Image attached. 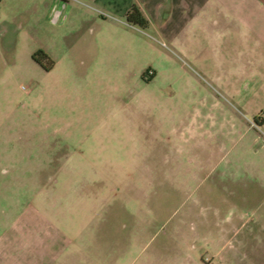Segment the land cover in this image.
<instances>
[{"label": "rangeland", "instance_id": "rangeland-1", "mask_svg": "<svg viewBox=\"0 0 264 264\" xmlns=\"http://www.w3.org/2000/svg\"><path fill=\"white\" fill-rule=\"evenodd\" d=\"M10 1L0 235L51 226L32 232L48 245L44 264H264V65L246 76L220 45L180 51L77 0L54 3V22L25 23L29 3ZM122 26L130 35L110 38ZM40 42L61 59L49 74ZM85 49L96 50L95 80L76 64Z\"/></svg>", "mask_w": 264, "mask_h": 264}, {"label": "crops", "instance_id": "crops-1", "mask_svg": "<svg viewBox=\"0 0 264 264\" xmlns=\"http://www.w3.org/2000/svg\"><path fill=\"white\" fill-rule=\"evenodd\" d=\"M11 0L12 3H29L31 15L22 21L27 23L28 19L31 23L42 26L50 21L54 22L55 18L51 16V7L56 2H60L62 6L71 0ZM75 1V0H73ZM80 4H87L93 7L97 12V20L106 22L105 17L101 14H107L114 18H122L131 4H136L143 16L146 18L147 29L164 38L169 42H173L174 46L180 51L188 48L200 47L204 51L214 50L216 46L222 47L225 52V63L237 65V72H245L244 75L252 74L264 65V0H77ZM4 0H0V24L5 20L6 15L1 10ZM75 6V5H74ZM77 8V5L75 6ZM79 9V8H77ZM68 11V10H67ZM80 11V10H79ZM79 11L77 13H79ZM47 13V14H43ZM77 18V17H76ZM11 19L15 20L14 16ZM78 19V18H77ZM96 19V18H94ZM79 20V19H78ZM82 20V18H81ZM64 19L59 22L63 23ZM75 21V20H73ZM70 22V21H69ZM108 23V22H107ZM122 30L109 32L110 38H127L132 32L122 26ZM34 30V27H31ZM131 31V32H130ZM51 38V37H50ZM201 39V40H199ZM38 52L44 57L42 63H49L47 69L43 68L44 73L49 74L61 63L58 57H55L57 50L54 47L38 44ZM68 50V49H67ZM66 50V52H67ZM85 57H80L77 66L88 71V79L95 80L98 64L94 62L92 56L96 54V50L85 49ZM45 63V64H46ZM39 65V63L37 62ZM73 63L62 65V70L69 71ZM248 70V71H246ZM148 81L154 78L155 71L149 70ZM83 76H86L84 72ZM110 77L108 76V79ZM123 120V118H122ZM228 161L225 162V165ZM82 196V195H80ZM79 196V198H80ZM36 213V212H35ZM11 236L7 238L5 230L2 231L0 238V264H44L50 260V256L43 254L39 259L38 245L46 247L42 244L44 240H38L36 233L39 230L44 232L50 231L51 226L45 228H36L34 226H12ZM263 230V229H262ZM20 232H27L28 239L19 240ZM4 236V238H3ZM48 236V235H47ZM46 237V236H44ZM47 240V239H46ZM42 242V243H41ZM49 242V240H47ZM71 242V241H70ZM42 244V245H41ZM45 258L46 261L43 259ZM187 262L196 264L195 259L191 255L180 259L178 263ZM219 264H225V260H220Z\"/></svg>", "mask_w": 264, "mask_h": 264}, {"label": "trees", "instance_id": "trees-1", "mask_svg": "<svg viewBox=\"0 0 264 264\" xmlns=\"http://www.w3.org/2000/svg\"><path fill=\"white\" fill-rule=\"evenodd\" d=\"M124 18L128 24L138 26L139 28H146L148 25L146 18L141 13L139 7L134 3L131 4V6L125 12ZM48 67L49 66L45 67V69Z\"/></svg>", "mask_w": 264, "mask_h": 264}]
</instances>
